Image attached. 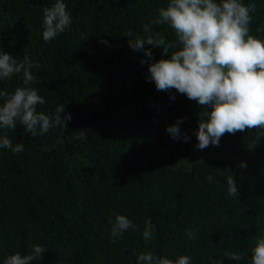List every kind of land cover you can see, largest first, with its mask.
<instances>
[{
    "label": "trees",
    "instance_id": "16d2710c",
    "mask_svg": "<svg viewBox=\"0 0 264 264\" xmlns=\"http://www.w3.org/2000/svg\"><path fill=\"white\" fill-rule=\"evenodd\" d=\"M55 2L0 0V50L32 62L30 87L45 100L37 112L54 117L62 104L61 116L71 115L66 128L54 125L44 135L32 136L19 121L0 127L13 147L24 145L19 153L0 148V264L32 254L33 245L45 252L31 264H136L146 251L174 262L250 264L264 237V130L225 133L219 146L199 150L198 122L208 119L200 113L211 107L146 79L148 64L170 59L179 45L162 55L145 44L151 60L129 47L170 0H63L72 23L46 42L43 9ZM240 2L256 5L249 34L264 42V0ZM152 31L176 43L169 25ZM22 86V74L0 80V91ZM180 118L188 142L166 131ZM81 132L86 138L76 139ZM229 173L237 197L228 195ZM116 215L137 228L113 243ZM148 220L155 233L146 243Z\"/></svg>",
    "mask_w": 264,
    "mask_h": 264
},
{
    "label": "clouds",
    "instance_id": "9594fccd",
    "mask_svg": "<svg viewBox=\"0 0 264 264\" xmlns=\"http://www.w3.org/2000/svg\"><path fill=\"white\" fill-rule=\"evenodd\" d=\"M66 7L63 0H56L51 8L43 9L44 41H52L71 25L72 19ZM255 9L254 3L244 5L240 0H220L219 3L217 0H170L167 7L158 10L156 19L144 25V31L148 33L146 37L128 41L131 49L143 52L148 60L153 58V54L150 48L145 49V44L162 48V55H168L170 49L179 45L170 59L148 64L146 79L154 82L158 91L175 89L201 107H211L210 113H200L201 117L207 116L208 119L201 118L198 122L196 147L199 150L210 144L219 146L225 133L235 135L254 128L264 130V42L249 34L250 13ZM164 24L174 30L175 44L166 42L163 36L152 31V25ZM148 60H141V64L148 63ZM32 67L27 56L18 62L0 50V80L22 74L24 85L13 93L0 91V127L15 129L19 121L32 136L44 135L54 125L66 128L71 115L61 116L65 111L64 105L56 108L54 117L37 112V105L44 104L45 100L30 87L36 79L31 72ZM184 119L180 118L176 124L166 128L173 140L183 136L188 142L189 137L179 128ZM85 138L82 132L76 136V139ZM0 148L19 153L24 150V145L13 147L8 138L0 137ZM240 167L246 168V164L241 163ZM207 179L211 182L213 177L209 175ZM227 185L228 195L237 197L239 192L231 173L227 177ZM136 228L137 225L126 216L116 215L111 228L113 243L124 232L129 229L135 231ZM154 233L155 226L151 220L146 221L142 232L144 241L152 240ZM44 252L42 246L33 245L32 254L10 255L3 264H31L34 259H42ZM251 253L250 264H264V237L256 240ZM224 254L231 260L243 259L235 252ZM136 264H190V257L180 256L174 262L146 251L136 256Z\"/></svg>",
    "mask_w": 264,
    "mask_h": 264
}]
</instances>
